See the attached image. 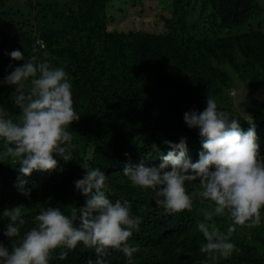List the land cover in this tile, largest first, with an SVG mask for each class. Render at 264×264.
Returning <instances> with one entry per match:
<instances>
[{"label":"trees","instance_id":"16d2710c","mask_svg":"<svg viewBox=\"0 0 264 264\" xmlns=\"http://www.w3.org/2000/svg\"><path fill=\"white\" fill-rule=\"evenodd\" d=\"M109 1L27 0L28 11L16 19L0 10V80L12 70L9 64L23 63L8 55L13 50H20L25 60L32 55L47 58L68 72L74 107L81 115L68 128L73 134L72 159L65 161L54 154L55 170H34L22 177L18 165L0 162V213L23 205L26 223L21 234L34 226L40 207H60L71 215L87 199L74 184L85 172L82 165L99 167L108 176L109 198L130 201L133 214L142 217L140 231L129 240L140 248L133 264H202L205 256L199 245L204 238L196 230V221L201 219L199 209L208 202L196 196L192 211L165 214L152 200L151 190L131 187L123 171L129 163L158 166L162 161L151 145L167 154L170 149L163 141L179 143L182 137L189 157L197 161L202 138L199 129L186 125L183 115L193 109L202 111L208 94L218 101L219 110L239 120L242 130L255 125L264 157V117L245 119V111L233 110L226 95L234 83L231 73L236 75L237 68L245 66L237 63L240 56L251 69L256 65L264 71V1L169 0L168 16L160 18L161 32L108 30ZM194 3L200 14L207 8L201 22L187 20ZM1 7H5L4 0H0ZM258 74H263L261 79H252L250 86L264 85V72ZM13 91L14 87L0 85V104L15 115ZM18 178L27 181L30 197L18 191ZM188 190L192 192L193 187L189 185ZM8 222L1 216L0 242L10 247V239L3 235ZM213 222L221 231L231 229L235 244L232 254L218 257L215 264H264V218L258 227L241 226L242 230L224 217ZM59 252L53 253L56 258L50 264H87L89 258H96L82 245L64 260L58 259ZM106 259L108 264H128L116 251Z\"/></svg>","mask_w":264,"mask_h":264},{"label":"clouds","instance_id":"9594fccd","mask_svg":"<svg viewBox=\"0 0 264 264\" xmlns=\"http://www.w3.org/2000/svg\"><path fill=\"white\" fill-rule=\"evenodd\" d=\"M8 55L23 63L15 67L9 64L12 70L0 80V85L14 87L10 99L18 109L13 115L0 104V162L18 165L22 177L34 170H55L58 161L54 154L65 161L72 159L73 134L68 128L81 117L74 107L69 74L47 58L32 55L25 60L18 49ZM183 119L189 128L199 129L203 150L197 161L189 157L185 138L179 143L164 140L170 149L167 154L151 145L162 161L158 166L129 163L123 177L133 188L151 190L152 200L165 214L192 211L196 196L208 202L199 209L196 230L204 238L199 245L205 256L202 264H215L218 257L228 258L235 249L232 230L221 231L213 222L215 218L224 217L249 229L258 227L264 218V157L259 152L255 125L242 130L239 120L219 110L210 94L202 111H186ZM82 167L85 172L74 184L87 199L71 215L60 207H40L33 217L34 226L21 234L26 223L23 205L0 213L9 221L3 235L11 241L10 247L0 242V264H50L57 249L58 259L64 260L78 245L94 252L95 260L89 258L87 264H108L106 257L113 251L133 264L140 248L129 240L140 231L142 217L133 214L130 201L109 198L108 176L101 168ZM26 184L19 179L17 188L30 197Z\"/></svg>","mask_w":264,"mask_h":264},{"label":"rangeland","instance_id":"374dc122","mask_svg":"<svg viewBox=\"0 0 264 264\" xmlns=\"http://www.w3.org/2000/svg\"><path fill=\"white\" fill-rule=\"evenodd\" d=\"M27 0H4L5 7L0 10L5 12L8 11L9 17L18 18L28 11L26 6ZM36 0H32L35 2ZM264 0H260L262 2ZM7 7H11L9 11ZM169 11V0H110L106 6V28L108 30H136L142 29L144 31H160L163 28L161 17L168 16ZM198 4L194 3L193 8L187 15L189 22L202 19L203 15L207 13L205 8L200 14ZM259 14L254 18L255 20L260 18ZM237 56V55H236ZM264 56V55H263ZM239 57L236 59L238 64L244 63V67L237 68V77L234 73H231L234 83L231 87L232 93H229L227 89L226 95L229 97L233 110L245 111L243 114L245 119H248L249 115H255L258 119L264 117V85L250 86L251 80H260L262 75H259L260 71L263 73L261 67L254 65V69H251L246 58ZM225 96V94H224ZM216 103L218 102L215 100ZM253 102V104H252ZM250 105H255L252 110L249 111ZM249 111V113H248ZM1 218V216H0ZM236 229L242 230L241 226L234 225Z\"/></svg>","mask_w":264,"mask_h":264},{"label":"built area","instance_id":"2783aa9c","mask_svg":"<svg viewBox=\"0 0 264 264\" xmlns=\"http://www.w3.org/2000/svg\"><path fill=\"white\" fill-rule=\"evenodd\" d=\"M230 93H232V91Z\"/></svg>","mask_w":264,"mask_h":264}]
</instances>
